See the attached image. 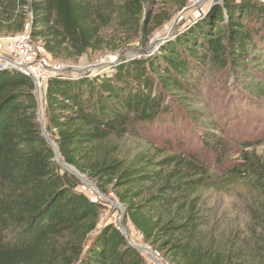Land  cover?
I'll use <instances>...</instances> for the list:
<instances>
[{"label": "trees", "instance_id": "obj_1", "mask_svg": "<svg viewBox=\"0 0 264 264\" xmlns=\"http://www.w3.org/2000/svg\"><path fill=\"white\" fill-rule=\"evenodd\" d=\"M150 2L0 0V38L29 32L53 59L77 60L95 48L103 28L116 25L146 46L171 19L152 12ZM210 73L226 74L264 101L263 2L224 0L153 53L122 59L111 73L47 83L45 129L61 161L113 195L124 207V226L130 223L166 264L250 263L233 240L207 228L205 193L251 178L264 198V163L246 151L249 142L239 166L221 179L213 174L211 162L223 164L240 147L224 118L205 108L211 106L202 84ZM181 124L197 149L181 142L177 150L156 145L122 157L119 142L127 135ZM81 184L43 136L32 78L0 71V264H146L118 226H100L107 208L78 192ZM255 221L251 259L264 264V201Z\"/></svg>", "mask_w": 264, "mask_h": 264}, {"label": "rangeland", "instance_id": "obj_2", "mask_svg": "<svg viewBox=\"0 0 264 264\" xmlns=\"http://www.w3.org/2000/svg\"><path fill=\"white\" fill-rule=\"evenodd\" d=\"M224 0H188L186 5L180 6L174 0H151L150 10L155 14L169 16L170 21L155 30L148 39V44L139 36H131L123 33L116 25H110L102 29L95 48L88 50L77 60L53 59L46 53L42 41H32L29 32L30 44L36 50L39 60H45L43 69L50 73V78L42 82L38 90L41 108L42 121L41 127H45V93L48 81L55 76L79 77L89 75L91 77L103 76L111 73L122 59L133 60L145 56L146 53H153L166 40L173 38L176 33L183 32L193 26L208 12L214 5H219ZM243 1V0H233ZM263 2L264 0H258ZM23 33V34H25ZM19 36V35H18ZM17 37V36H16ZM16 37L0 38V55L4 57L12 56V50L16 45ZM154 49L152 50L151 48ZM31 78V77H30ZM203 92L208 98L210 111L220 114L223 126L227 132L232 134V138L240 148H236L228 160L219 165L211 162L213 174L221 179L226 172L237 167L241 163V147L245 143H251L252 148L247 149L249 153H255L264 163V101H259L252 96H248L240 86L226 74H208L203 80ZM36 94V90H35ZM37 97V94H36ZM204 105L199 107V110ZM136 137L127 135L120 142L122 157L131 158L144 151L150 146H162L171 144L177 150L175 143H184L189 149H197L196 140L192 138L186 129V125L181 124L176 129H163L155 127L147 133H140ZM229 138L230 135L228 134ZM83 175V174H82ZM84 178L89 182L86 184L81 181V186L77 189L88 198L95 202L104 204L107 208L100 220V226L115 224L119 226L123 216V206L114 198L113 195H103L86 175ZM259 184L254 179L246 178L236 181L234 184L221 186L218 190L205 193L207 228L211 229L219 240H233L237 249H242L246 259L250 258V263L257 264L256 260L251 259L256 249V239L259 232L255 233L258 225L255 218L262 215L263 195L259 192ZM124 220V219H123ZM128 237L137 246H146L142 237L135 231L133 226L128 223ZM257 234V235H256ZM146 264H150V257H146ZM164 261V259H163ZM165 262V261H164ZM166 264V262H165Z\"/></svg>", "mask_w": 264, "mask_h": 264}, {"label": "built area", "instance_id": "obj_3", "mask_svg": "<svg viewBox=\"0 0 264 264\" xmlns=\"http://www.w3.org/2000/svg\"><path fill=\"white\" fill-rule=\"evenodd\" d=\"M16 45L12 50V56L0 55V71H16L32 78L35 90H40L42 82L50 78V73L43 69L45 60H39L38 54L30 44L27 33L20 34L15 38ZM144 258L150 257V264H165L161 254L150 250L140 251Z\"/></svg>", "mask_w": 264, "mask_h": 264}, {"label": "water", "instance_id": "obj_4", "mask_svg": "<svg viewBox=\"0 0 264 264\" xmlns=\"http://www.w3.org/2000/svg\"><path fill=\"white\" fill-rule=\"evenodd\" d=\"M151 49L153 50L154 47L151 48ZM148 54H150V53H146L145 56L148 55ZM36 94H37V101H38V119H39V121L41 122L43 118H42V108H41V102H40V97H39L38 90H36ZM41 128H42V133H43L44 138L47 140V142L50 144V146H52V148L55 150V152H56V158H57L58 162H59V163H60V164H61V165L67 170V171H69L70 173L74 174V175H75L77 178H79L81 181L85 182L86 184H89V182L86 180V178H84L83 175H82L80 172H78L74 167L69 166V165H67L66 163H64V162L61 161V159H60V155H59V153H58V151H57V148H56L55 143H54L51 139L48 138L45 127L42 126ZM124 214H125V210H124V208H123V216H122V218H121V221H120V224H119L118 227H119V229L122 231V233L124 234V236H125L126 238H129V237H128V234H127V230H126V228H125V226H124V223H123ZM129 242H130V244H131L133 247H135V248H136L137 250H139V251H143V250H147V249H148V248H146V247H144V246H137V245H135L134 243H132L131 240H129Z\"/></svg>", "mask_w": 264, "mask_h": 264}]
</instances>
